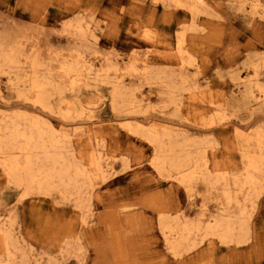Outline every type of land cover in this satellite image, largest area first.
I'll use <instances>...</instances> for the list:
<instances>
[{
  "label": "rangeland",
  "instance_id": "obj_1",
  "mask_svg": "<svg viewBox=\"0 0 264 264\" xmlns=\"http://www.w3.org/2000/svg\"><path fill=\"white\" fill-rule=\"evenodd\" d=\"M209 3L193 17L186 9L165 6L161 0H0V38L22 51L23 71L28 72L25 57L36 53L42 72L67 84L63 97L91 109L90 117L63 116L65 108L53 95L52 110L45 112L17 97L23 85L16 86L14 73L0 67V117L15 111L43 116L68 134L70 150L74 147L79 163L94 172L87 157L98 156L104 173L94 172L93 188L86 195L89 200L79 207L74 196L56 192L22 197L21 188L9 182L0 165V226L14 242L9 247L14 256L11 264H264V190L249 204L243 200L244 191L232 185L229 190L242 199L245 210L239 217L232 205L228 213L247 219V240L223 243L215 236L197 234L192 237L194 247L171 253L159 215L206 219L221 213L222 199L214 191L205 194L201 183L194 182L186 190L159 174L150 163L152 147L120 125L166 126L203 141L206 166L213 175L230 181L242 172L244 147L236 130L245 134L264 130V98L254 96L256 85L264 89V18L251 17L247 4L243 10L226 0ZM182 30L181 56L177 41ZM76 57L85 59L92 73L101 67L108 70L70 87L59 67L75 62ZM131 61L134 69L125 71ZM158 72L184 75L186 80L176 90L180 92L169 97L156 78ZM114 81L133 93L136 102L129 110L112 108ZM197 90L204 96H197ZM2 242L1 237L0 264L10 257Z\"/></svg>",
  "mask_w": 264,
  "mask_h": 264
},
{
  "label": "bare ground",
  "instance_id": "obj_2",
  "mask_svg": "<svg viewBox=\"0 0 264 264\" xmlns=\"http://www.w3.org/2000/svg\"><path fill=\"white\" fill-rule=\"evenodd\" d=\"M226 1L230 2L232 6L233 3L237 4V6H240L243 10L245 9V4H247L251 17L255 16L259 17L260 19L264 18V0H248V2L246 3L245 0ZM161 2H163V5L165 6L174 5L184 8L188 12H190V15H192L193 17L197 13L203 12V10L210 6V0H161ZM184 30L178 32V36H180L179 40L177 38L178 52L181 56L183 54L181 45L183 46L182 33ZM5 34H7V32ZM17 47L18 46L15 43L6 40V38H0V67H5L10 70V72L14 73V83L16 84V86L23 85V89H19L17 91V97L28 100L33 105H38L39 108L41 107L42 109H45L46 112V110L51 111L53 107L50 103L51 96L57 95L59 105H62L65 108V110L61 112V114L63 113V116H70L72 114H75L80 117H90L91 109L88 105H82L79 102L77 103V105L75 102L69 101L65 99V97H63L64 88L67 84H65L64 81H54L51 77L42 72L43 63L38 58L36 53L25 57L24 62L28 67V72L23 71L22 66L20 65V57L22 56V51L20 53L19 47ZM75 59H77V57ZM83 60L81 61V58H79L71 64L63 66L61 65L59 67L62 70L63 76L69 79L68 83L70 87H73V85L76 83H81L78 82L81 81V79H97L96 77L101 75V72L108 70L107 68L101 67L99 71H97L96 73H92L93 70L91 65L86 64L85 59ZM133 69L134 67L132 66L131 61V64L126 66L125 71H131ZM170 69L168 71H170ZM254 70L256 69L254 68ZM145 74L146 73H144V75ZM183 76H174L173 74L168 72L165 74L163 72H158L156 74V78L161 80L159 82H162L166 86L167 90L165 92H167L168 96L174 91L180 92L176 90L181 88V82L183 84V81L186 80L185 77V80H183ZM151 78H153V76ZM120 83L116 82L111 90L110 95L112 108L115 110L122 108L124 110H129V106L133 105L136 102L134 99L135 97L130 90L126 89L127 87L125 88L123 87V85H121L123 83ZM191 83L188 84L191 85ZM239 83L240 82H238V84ZM186 85L184 86L186 87ZM256 88L257 94L254 96L256 97V99L262 100L264 98V89L259 85H256ZM156 90H158V88ZM247 90L249 95L250 93H253L250 85L247 87ZM199 91L197 90L196 95L203 97L204 92ZM169 97H171V95ZM251 100H253V98ZM208 103L205 104L206 107L211 106L209 105L210 103ZM165 104L167 105V103ZM218 110L220 111V108ZM40 112L42 113V111ZM10 114V116L6 115V117H0V165L3 167V170L5 172L4 174H6L9 182L14 184L16 187L21 188L22 197L34 192L42 194L45 193V196L47 195L46 193L50 194L52 192H56L57 195L59 193V195L61 194L64 197L74 196V198H76L75 200L78 201V206L83 207L85 205L84 203L89 200L86 195H88L90 193L89 191H91V189L93 188L92 181L94 172H96V174L97 172L101 173V169L99 167V157H87V159H90L89 164L91 165V168L95 170L94 172L91 171V173L87 167L86 169L83 164H81L82 162L79 163V161L76 159L77 157L74 147L73 150H70L71 143L69 141L68 134L60 132L58 130L59 128L57 129L56 126L51 124L49 121H46L44 118H42L43 116L41 117L34 113H24L19 111H15ZM80 120L81 119H79V121ZM123 123L124 122H122V124H119L121 125L122 129L124 128L126 130V133L130 132L131 134H134L136 136L140 135L144 138L147 144L152 147V151L154 153L150 160V163L159 174L164 175L168 179L179 182L186 188V190H189L192 183L194 182H198V184L201 183L207 190V193L205 194L211 195V192L214 191V195L218 194L220 196L219 198L222 199V201L220 202V204H222L223 206L221 213L206 216V219L197 217L193 220H189L187 218L180 217L181 215H175L173 217H169L164 214L159 215L160 228L163 233L167 235V245L168 248H170V250L172 251L171 253L179 254L181 251L194 247L196 242L193 241L194 238L192 239V237L196 236L197 234H200L201 236H215L220 240V242L223 243L235 242L239 244L240 242H244L247 240L248 229L245 224V221L247 219H238V215L240 217V213H242V210L244 209L243 206L241 207L242 199L239 200L235 193H232L229 190V186L232 185L233 187H235L236 191L240 193L244 191V194L242 196L243 200L247 201V203L250 202L249 204H253L257 197L264 190V130L257 129L252 133L248 132V134H245L237 128L238 130H236L237 133L235 132V134L241 138L240 145L241 147H244L243 150L241 148L243 170L238 174H234L229 181L223 175H213V173L208 170L206 166V155L203 141L199 139L189 138L187 136H184L183 134L180 135L177 132H171L166 128V126L163 127V125V128H157V124L153 122H151V126L149 128H143L140 124L132 125L129 122L124 124ZM239 162L241 161L239 160ZM232 205L238 208V215L236 214L235 216H233L228 213V208ZM199 213L201 214V212ZM0 233L3 240L2 243L5 247L6 256L9 257V247L13 242H11L12 236L6 229L3 228V225L0 226ZM13 257L14 256H10V261L7 260L5 261V263H3L11 264V258Z\"/></svg>",
  "mask_w": 264,
  "mask_h": 264
}]
</instances>
